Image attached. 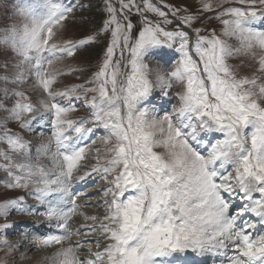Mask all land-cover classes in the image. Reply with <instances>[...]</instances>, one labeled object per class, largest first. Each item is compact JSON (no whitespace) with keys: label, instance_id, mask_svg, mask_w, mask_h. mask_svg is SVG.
<instances>
[{"label":"snow or ice","instance_id":"snow-or-ice-1","mask_svg":"<svg viewBox=\"0 0 264 264\" xmlns=\"http://www.w3.org/2000/svg\"><path fill=\"white\" fill-rule=\"evenodd\" d=\"M80 8L18 6L25 22L3 41L12 57L0 63V264L29 260L28 240L54 249L37 264H264V0H104L102 26L65 39ZM204 20L219 21L221 35L202 34ZM101 38L91 75L57 87L80 71L62 62ZM165 49L177 55L171 69L163 59L150 67ZM235 56L246 65L230 64ZM29 79L35 101L10 87ZM169 97L170 109L157 102ZM13 215L31 222L17 229Z\"/></svg>","mask_w":264,"mask_h":264},{"label":"rangeland","instance_id":"rangeland-1","mask_svg":"<svg viewBox=\"0 0 264 264\" xmlns=\"http://www.w3.org/2000/svg\"><path fill=\"white\" fill-rule=\"evenodd\" d=\"M36 0H0V63L4 60H9L11 62L12 53L10 51L9 45L5 44L4 38L10 34L13 28L19 29L24 24V18L18 13L17 8L21 5L32 4L35 3ZM65 3L71 2V0H64ZM170 3L178 4V5H188L193 6L198 3V0H169ZM215 3L216 0H213ZM80 5H83V8L78 9L75 11L67 21H65V28L63 30V37L65 39H79L85 35L91 34L95 29L99 28L103 24V20L105 18L104 15V0H78ZM195 10L194 8L192 9ZM138 21L137 17H134V22ZM196 27H201L206 29L207 31H203L202 34L207 35L212 29H215L217 35H221L222 25L217 20H204L202 22H197L195 25ZM222 39L228 40V43L231 45H236L237 42L234 39H229L227 37H221ZM105 46V41L103 38L98 39L97 42L87 49L86 51H82L74 58H66L62 65L63 67H71L75 69H79L80 71L74 72L72 75H67L61 78L62 83L58 84L57 87L62 86H69L73 84H80L83 83L85 79H87L91 73L97 67L99 59L103 55V48ZM4 52H7L8 55H5ZM177 55L171 50H155L150 58V67L155 68L157 66L156 61H163L166 64V70H170L171 66L175 63ZM229 63L234 66H244L247 63V58L243 56H235L230 58ZM246 70V69H245ZM2 74V73H0ZM243 74V73H242ZM34 82L33 79H29L28 83L21 86H12L10 87H19L22 90L28 92L30 96H32L33 101L37 99V93L31 91V85ZM4 85L0 83V87ZM179 90V86H174L172 94L174 96L175 92ZM170 101L169 103L165 104L163 100H158L157 102L162 107H167L170 109L172 104L176 103L175 99L171 97L168 98ZM162 114V113H161ZM5 115L0 113V116ZM84 115L83 110L79 113L74 114L73 118L76 116ZM9 127L13 130L19 131L18 125L15 123H10ZM27 139L30 141H35L38 139L40 133H37L35 137H33L30 133L24 132L22 133ZM48 139V134H45L44 140ZM159 150V149H158ZM4 173L0 172V178H3ZM102 181H97L96 183L92 184L91 187H87L86 190L89 192H93L99 187L102 186ZM93 188V189H92ZM8 195H13V193H8ZM2 198V197H0ZM99 199V196L93 199V203ZM88 212H95V209H86ZM95 214L102 215V212H96ZM12 221H18L16 228L19 229L23 227L25 223L31 222V218L29 217H21L18 215H13L11 217ZM76 219V223H84L82 218H74ZM90 223V222H89ZM19 238V233L17 231H13L9 236L8 239L10 241H15ZM79 239V237H73V240ZM24 244L29 245L28 248H21L20 251H26L29 254V260L21 262V264H37L47 252H50L54 249H43L37 251L34 245V241L28 240L23 241ZM4 256V250H0V258ZM198 261H201L202 264H218V261L215 260L211 256L205 257H196Z\"/></svg>","mask_w":264,"mask_h":264},{"label":"bare ground","instance_id":"bare-ground-1","mask_svg":"<svg viewBox=\"0 0 264 264\" xmlns=\"http://www.w3.org/2000/svg\"><path fill=\"white\" fill-rule=\"evenodd\" d=\"M93 189V188H92ZM51 251H53V250H51Z\"/></svg>","mask_w":264,"mask_h":264}]
</instances>
